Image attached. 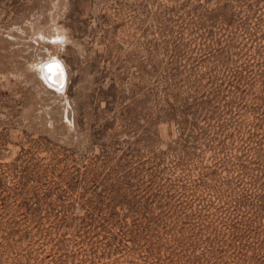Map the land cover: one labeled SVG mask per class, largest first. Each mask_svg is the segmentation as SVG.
<instances>
[{
	"label": "rangeland",
	"instance_id": "374dc122",
	"mask_svg": "<svg viewBox=\"0 0 264 264\" xmlns=\"http://www.w3.org/2000/svg\"><path fill=\"white\" fill-rule=\"evenodd\" d=\"M0 101V264H264V0H0Z\"/></svg>",
	"mask_w": 264,
	"mask_h": 264
},
{
	"label": "bare ground",
	"instance_id": "6f19581e",
	"mask_svg": "<svg viewBox=\"0 0 264 264\" xmlns=\"http://www.w3.org/2000/svg\"><path fill=\"white\" fill-rule=\"evenodd\" d=\"M50 66H51V68H50ZM49 66V70L48 69H46V72H47V76H49L50 74L48 73V71H50V70H52L51 72H52V77L55 79V83H57V84H59L60 85V81L59 80H61L62 81V70L60 71H58V68H56V66L54 65V64H52V65H50ZM54 68L56 69V71H53L54 70Z\"/></svg>",
	"mask_w": 264,
	"mask_h": 264
},
{
	"label": "built area",
	"instance_id": "2783aa9c",
	"mask_svg": "<svg viewBox=\"0 0 264 264\" xmlns=\"http://www.w3.org/2000/svg\"><path fill=\"white\" fill-rule=\"evenodd\" d=\"M0 104H1V101H0ZM1 106V105H0ZM7 109H10L11 110V108H9V107H7ZM4 117L5 116V114H4V111H2V110H0V117ZM13 118V116L11 117V119Z\"/></svg>",
	"mask_w": 264,
	"mask_h": 264
},
{
	"label": "snow or ice",
	"instance_id": "6c2138e0",
	"mask_svg": "<svg viewBox=\"0 0 264 264\" xmlns=\"http://www.w3.org/2000/svg\"><path fill=\"white\" fill-rule=\"evenodd\" d=\"M58 66V65H57ZM50 68H51V66H50Z\"/></svg>",
	"mask_w": 264,
	"mask_h": 264
}]
</instances>
